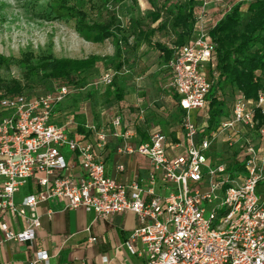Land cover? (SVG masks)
I'll list each match as a JSON object with an SVG mask.
<instances>
[{
	"label": "built area",
	"instance_id": "1",
	"mask_svg": "<svg viewBox=\"0 0 264 264\" xmlns=\"http://www.w3.org/2000/svg\"><path fill=\"white\" fill-rule=\"evenodd\" d=\"M204 7L205 1L197 22L205 17ZM214 49L200 30L176 48L169 63L186 142L185 151L174 157L168 156L162 133L130 145L132 134L118 132L119 117L97 129L94 140L70 137L52 123L55 106L71 93L66 84L41 94L0 97V214L26 221L24 229L13 231L0 217L3 241L32 242L40 226L37 205L60 197L65 209L82 208L101 218L135 213L138 226L123 245L131 255H143V264H264V87L255 99L236 92L230 115L216 124L194 122L193 111L206 118L210 82L201 67ZM115 74L108 69L96 83L111 85ZM109 136L122 138L120 155L148 159L145 185L142 180L121 184L106 175L98 151ZM220 143L225 148L216 151ZM76 164L81 174L73 177ZM29 180L38 189L16 205L15 193ZM157 182L163 194L156 193ZM48 259V252L39 250L33 263Z\"/></svg>",
	"mask_w": 264,
	"mask_h": 264
},
{
	"label": "crops",
	"instance_id": "2",
	"mask_svg": "<svg viewBox=\"0 0 264 264\" xmlns=\"http://www.w3.org/2000/svg\"><path fill=\"white\" fill-rule=\"evenodd\" d=\"M203 1L205 17L202 22L196 20L189 41H192L200 30L208 33L234 3L243 1L241 10H245L244 13L247 14V6L254 0H200L197 7L198 15L203 7ZM133 4L128 11L130 12L128 25H122L117 17L122 29L119 34L118 56L115 41L109 38L114 49L96 53L93 52L94 46L99 42H93L86 48L90 52L88 56L71 58L84 59L100 55L101 60L80 73V77H85L84 79L82 77L80 84L68 85L71 89L68 95L70 97L67 96L57 109L55 108L52 123L62 127L64 132L67 131L66 133L77 141L94 140L97 129L109 126L114 117H119L118 132L132 134L130 145L148 142L153 134L162 133L166 136L168 156L174 157L186 148L181 127L183 111L179 105V97L171 84L173 73L169 67L177 48L173 44L176 35L170 28L171 18L167 9L161 10L158 18L152 21V14L156 13L162 1L140 0V9L135 2ZM167 4L169 9L170 5ZM132 8L134 16L131 14ZM160 24L163 26L158 28ZM208 40L212 42L209 36ZM105 56L108 58L113 56V65L117 69L116 77L113 78L114 83L108 86L97 84V79L95 80V71ZM213 56L210 62L201 67L205 77L204 69L208 68L209 76ZM119 63L120 68L117 67ZM237 91L234 89L235 93ZM79 92L84 94L81 107L75 104ZM66 107H69L70 115L67 121H64ZM230 109L231 105L228 108L229 115ZM192 118L198 125L208 123L207 113L205 118L194 111ZM119 145H122L121 137L109 136L98 151L103 158L106 175L121 184L142 180L145 185L151 170L148 159L136 153L120 155L117 152ZM222 148H225V143H220L215 150L222 151ZM119 164L123 166L122 171L116 170ZM70 174L73 177L81 174L79 164L75 165ZM1 183L2 178L0 186ZM37 189L36 184L29 180L15 193L14 202L18 205L23 197ZM154 189L158 194L164 193L159 182L155 184ZM64 206L65 200L60 197L37 205L40 226L32 242L3 241L0 232V263L43 264L33 263V260L36 251L45 250L49 255L48 264H143V255H131L123 245L130 232L138 226L135 213L127 211L101 218L82 208L65 209ZM0 217L13 231L26 227L25 218L9 213L0 214ZM90 238L95 240L90 241ZM135 244L137 250H141L140 243ZM103 257L108 259L106 263L102 262Z\"/></svg>",
	"mask_w": 264,
	"mask_h": 264
},
{
	"label": "trees",
	"instance_id": "3",
	"mask_svg": "<svg viewBox=\"0 0 264 264\" xmlns=\"http://www.w3.org/2000/svg\"><path fill=\"white\" fill-rule=\"evenodd\" d=\"M111 1L118 4L124 0ZM157 1H162V5H159L156 13L152 14V21L158 18L161 10L167 9L171 18L170 28L176 35L174 46L188 44L198 16L197 7L200 0ZM243 3V1L234 3L208 31L210 40L215 44L213 66L209 70L210 88L206 96L209 125H214L219 119L229 116L228 108L235 94L234 89L248 99H255L257 92L264 87V0H254L248 4V15L244 22L241 10ZM166 4L170 5L169 9ZM78 15L77 27L93 34V42H103L112 38L118 56L119 34L122 29L115 13L110 12L104 22L92 24L84 23L82 14ZM162 26L163 24H160L158 28ZM100 60L99 56L84 59L55 58L51 53H47L36 59L24 57L19 63L22 64L21 67L23 66L22 76L27 80L29 90L30 87H36L43 89L44 92H50L62 84L70 86L77 84L80 81V73L95 66ZM12 63L14 60L3 59L0 56V65L8 67ZM120 66L121 63L117 64L118 68ZM113 83L112 80L111 84ZM18 91L16 82L0 80V97L15 95ZM228 93L231 94L230 97ZM26 94L33 92L29 91Z\"/></svg>",
	"mask_w": 264,
	"mask_h": 264
},
{
	"label": "rangeland",
	"instance_id": "4",
	"mask_svg": "<svg viewBox=\"0 0 264 264\" xmlns=\"http://www.w3.org/2000/svg\"><path fill=\"white\" fill-rule=\"evenodd\" d=\"M134 2L139 8L140 0H125L119 4L111 0H0V56L3 59L14 60L8 67L0 65V80L16 82L19 87L16 94H25L29 91L33 94L45 93L41 88L30 87V90L27 88V80L22 76L23 66L21 67L19 61L27 56L36 59L47 53H51L55 58L88 56L90 52L86 48L93 43V34L77 27L78 14H82L84 23L92 24L106 21L108 14L114 12L122 25L126 26L130 18L128 11ZM244 11L242 10L243 22L247 16ZM133 12L132 8L131 14L134 16ZM94 48L93 52L104 53L114 49V45L108 39L103 43L99 42ZM110 58L113 59V56L109 58L105 56V59H102L95 71V80H98L106 69L117 71L113 65L114 59ZM204 72L209 78L208 68H205ZM114 76L116 77V74ZM82 77L79 78L78 84L83 80ZM83 95L80 92L77 95L75 104H79L80 107L83 105ZM230 95L228 93L229 97ZM59 105L60 103L55 108L57 109ZM68 109L69 107L65 108L64 121H67L70 115Z\"/></svg>",
	"mask_w": 264,
	"mask_h": 264
}]
</instances>
